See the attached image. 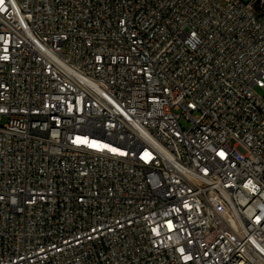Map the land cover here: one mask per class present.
<instances>
[{"label": "built area", "instance_id": "built-area-1", "mask_svg": "<svg viewBox=\"0 0 264 264\" xmlns=\"http://www.w3.org/2000/svg\"><path fill=\"white\" fill-rule=\"evenodd\" d=\"M3 119L0 264H264V0H0Z\"/></svg>", "mask_w": 264, "mask_h": 264}, {"label": "rangeland", "instance_id": "rangeland-1", "mask_svg": "<svg viewBox=\"0 0 264 264\" xmlns=\"http://www.w3.org/2000/svg\"><path fill=\"white\" fill-rule=\"evenodd\" d=\"M5 121H6V119H3V121L0 123V125H2ZM184 126H187V124H184Z\"/></svg>", "mask_w": 264, "mask_h": 264}]
</instances>
